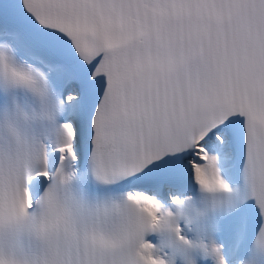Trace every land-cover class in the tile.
I'll list each match as a JSON object with an SVG mask.
<instances>
[{
	"label": "snow or ice",
	"instance_id": "snow-or-ice-1",
	"mask_svg": "<svg viewBox=\"0 0 264 264\" xmlns=\"http://www.w3.org/2000/svg\"><path fill=\"white\" fill-rule=\"evenodd\" d=\"M0 264H264V0H0Z\"/></svg>",
	"mask_w": 264,
	"mask_h": 264
}]
</instances>
